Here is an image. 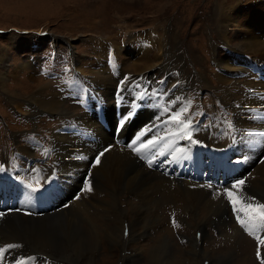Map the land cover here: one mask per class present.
Here are the masks:
<instances>
[{
  "label": "rangeland",
  "instance_id": "rangeland-1",
  "mask_svg": "<svg viewBox=\"0 0 264 264\" xmlns=\"http://www.w3.org/2000/svg\"><path fill=\"white\" fill-rule=\"evenodd\" d=\"M217 6L228 10V15L238 14L243 24H255L264 47V0H0V171H6L0 173V195L12 199L10 208L7 199L0 201V236L6 240L0 248L16 245L4 252L0 264H8L9 257L22 253L20 259H32L17 264H43L50 259L53 264H261L256 241L254 245L243 233L230 202L227 206L225 189L232 185L233 178L243 174L244 184L236 183L228 191L238 205L264 204V172L255 171L264 162V151L255 154L256 166L247 169L240 165L246 153H241L239 160L228 159L227 153L214 152L212 145L225 149L223 146L232 141L236 129L232 107L239 104L237 96L247 91L250 77L264 78V53L235 55L241 35L235 25L229 27L228 38L221 35L220 25L230 20L218 16ZM136 43L144 44L153 65L134 72L128 47ZM156 54L159 59L154 62ZM222 60L238 70L225 68ZM105 65L111 80L100 75L105 73L98 74ZM227 70L232 78L226 76ZM54 92L56 102L61 101L68 113L48 111L44 106ZM34 96L39 101L33 100ZM109 109L110 117L106 113ZM79 111L95 116L110 137L92 152L91 164L115 147L130 152L141 166L158 173L159 184L151 183L155 192L145 203L120 192L119 187L114 188L119 192L114 195L109 187L100 191L98 200L85 196L83 205H76V193L68 203L59 205L64 192H57L65 187L64 182L58 176L51 181L47 179L52 175L45 176L56 158L52 137L62 127L71 129L76 138L80 135L87 139L86 129L77 128ZM161 112L171 116L164 118ZM177 113L178 119H171ZM189 121L190 126L185 128ZM167 122L163 136L152 139L151 146L148 134ZM125 125H131V135L134 130L141 132L134 146L130 134L122 135ZM197 137L211 147L203 142L192 144ZM138 140H144V145L138 146ZM235 147H228V151ZM222 154L227 157L219 156ZM142 155L145 160L139 157ZM227 161L239 164L229 166ZM87 174L75 180L80 188L73 189V194L82 193ZM20 179L40 193L29 192L26 183L16 181ZM219 196L222 202L216 199ZM39 199L41 205H37ZM139 205L145 212H136ZM257 206L247 212L239 205L241 216L255 219L261 211ZM36 207L39 212H35ZM49 218L58 220L55 234L63 251H53L46 240L32 233L30 223H37L48 233ZM173 218L178 226L173 225ZM19 219L24 220L23 226L15 224ZM255 221L261 223L260 216ZM76 224L87 239L99 240V248L86 247L89 249L84 251L83 262L74 256L60 257L70 250L67 238L75 232ZM114 226L120 229L119 234ZM110 228L113 232L108 239ZM197 230L201 231L199 236ZM83 243L80 239L73 241L71 248L75 245L84 249ZM261 250L264 253V245Z\"/></svg>",
  "mask_w": 264,
  "mask_h": 264
},
{
  "label": "bare ground",
  "instance_id": "bare-ground-1",
  "mask_svg": "<svg viewBox=\"0 0 264 264\" xmlns=\"http://www.w3.org/2000/svg\"><path fill=\"white\" fill-rule=\"evenodd\" d=\"M217 7L218 8L216 9V11H217L218 16L225 17V19H228L229 18V20L232 21L231 24H229L230 21H228V24L226 23V24H221L220 25V30L222 31V34L221 35H223L224 38H228L227 35L229 33V27L231 25L232 26L235 25L236 28H237V32H239L240 35H241V44H240V46H238L237 48H235V50H234L235 55L236 54H239L241 57H244V55H241V54H243L241 52H244V53L248 52L246 54H251V55H254V56H262L260 54L264 53L262 51V50H264V47L262 46L261 41H260L259 34L257 33L258 32V27L255 24H253V23H248V24H245L244 23L243 24V22L242 23L239 22L240 17H238V14L236 16L228 15V12H229L228 10H226V11H228V12H226V11H224L222 9V6H217ZM225 42H226V40H225ZM144 48H145L144 44H140V43H136L134 45L131 44L128 47V49H129L128 50L129 51V55L132 54V57L134 58V61H133L134 64H132L130 66V68L134 72L141 71L142 69H147L149 66L152 67V65H153V63L152 64H149L152 60L150 58V55L148 53H146L147 51H145ZM158 59H159V56H158V54H156L155 57H154V62H156V60H158ZM0 61H1V59H0ZM238 62L239 61H235L234 64H237ZM252 62H254V60H252ZM73 63H75L74 64L75 66L78 65V62H73ZM222 63L224 64V67L225 68L226 67L227 68L231 67L232 68L231 70H238V68L236 67V65H232L233 63H230L228 61H223V60H222ZM25 67L26 66H24L23 69H25ZM106 68H107L106 65L105 66H102V69H101L102 72H99L98 74L105 73V74H100V75L108 78L109 80H111V78L107 75V69ZM225 74L229 78H232L233 77L232 73H230V70H227V72H225ZM98 77H100V76H98ZM254 77H255V75L252 76V79L250 77L249 82H248V89H247V91L242 92L240 95L237 96V98L235 97L237 99V101L239 102V104H236L237 107H235V104L232 107V110L235 113V121H236V129H235V132H234V136H232V141L230 143H228V145H224L223 146L225 149L221 148V146L219 144L212 145L213 147H215L214 149H216V151H214V152H217V153L225 152V153L228 154V159L233 158V159L239 160V158H242L243 157V155L241 153H246V160L240 161V163H241L240 165L243 164L247 169H249L250 167H254V165L256 164L257 161L254 162V159H255L254 156H255V154L258 153V151H260L261 149L262 150L260 151V153L262 151H264L263 150L264 149V82H262L264 80V78L260 79L257 76L255 78ZM223 80L224 81H229V79H227V78H225ZM179 86H181V85H179ZM40 89H43V87L41 86ZM241 89H242V87H241ZM32 98H34L33 100H35V101H39V99L37 97H35V96L32 97ZM56 101H57V98H56V95H55V92H54L52 94V99L47 98L46 101H45L46 104H44V106H47L48 111L50 110V111H56V112H60V113H68V111H67L68 108H66L64 106V104L62 105L61 104V101H59V103L56 102ZM56 103H58V105ZM44 106H42V107L44 108ZM239 106H245V107L244 108H240ZM125 107L126 106H124L123 109ZM110 111L112 112V110H110V109L106 112L108 117H110V115L112 114ZM254 112H256V114H253ZM82 113L80 111L76 113V115H77V117H76V119H77L76 122L77 123L76 124H77V128L78 129L79 128H85L86 131L89 133V136H88L87 139L86 138L85 139L82 138L80 135H77L78 137L76 138L75 136H73L74 134L71 135V133H72L70 131L71 129L69 130L67 128V129L63 130L62 127L60 129H58L53 134V137H52L53 140H52L51 143L55 145V147H53V148H54V155H55L56 158H54V161H52V165L49 168V170L46 171L45 176L48 177L49 175H52L50 179H47L48 181L53 180V176H58V179H61L64 182L65 187H62V189L57 192V194H58V193H60V192L63 191L64 194H65V195L62 194L63 195V199H61L59 201V203H60L59 205L63 204L64 202H67L68 203L69 198H71V196L75 195L76 193H77L78 198L76 197L77 199L75 198L76 200H73V203H75L76 205H83L85 196L87 198H89V199L98 200L99 195H100V191L105 190V189H107L109 187L112 188V191L111 192L114 191V195H116L117 193H119L117 190H114V188L115 187H119V188H121L120 189V192L122 190L124 193H128L129 194L128 196L135 197L139 201L145 203L147 197L151 196V194L153 196V193L155 192L153 190L154 189L153 187L155 185H158L159 184V183H156L157 177L155 176V174L157 175L158 173L157 172L150 171V169H148L147 166H141L140 163L137 162L133 157H130V155H129L130 152L127 153V151H125L124 149L120 152V151L117 150V148L114 147L115 145L113 146L114 148L111 147V149L107 150L102 155L104 157L99 159V163L96 162V163L91 164L90 163V160H91L92 152L95 151V148L97 146H100V144H102L101 141L103 139L110 140L109 139L110 137H109V134H107L106 132H104L102 130V128L97 124L96 119H95V116L92 117V116H90V114L85 115V114H82ZM122 113H124V112H122ZM161 115H163L162 117H164V118L171 116V115L169 116L166 113H162ZM251 119L253 120V122H250ZM133 121H135V120H133ZM151 122L152 121H150V123ZM169 123H170V121H169ZM169 123L167 122L166 124H163L164 127L159 128L160 130L157 129L153 133L151 132V134L149 133L147 137L150 140H152V139L158 138V136H163V129ZM143 124H144V121H143V123H141V125H143ZM129 127L127 128V125H125V128H124V130L122 132V135H128V136H129V134L131 135V132H130L131 129H129ZM140 133L141 132H137L135 130L133 131V134L130 137L131 138V141L133 143V146L135 145V141H137V138L140 135ZM154 134H156V136H154ZM144 140H141V141L138 140V143H137L138 146H143L144 145V143H143ZM195 142H197L199 144H202V142H203V145L204 146L211 147V145L207 144L206 143V140L202 139L201 137H197L193 142L191 141L192 144H194ZM165 144H166L165 142L162 143L161 146L159 148H157V149L160 151L161 149H163V147L165 146ZM244 144H246V145L244 146ZM235 145H236V147L234 149H232L231 152H229L228 151V147L235 146ZM151 146H152V144H151ZM156 155H157V153H156ZM160 155H162V154H160ZM260 155L261 154H259V156ZM259 156H258V158H260ZM183 163L184 162H179V164H183ZM164 164H165V162H164ZM227 170L228 171H232V173L233 172L236 173L235 170H231V169H227ZM86 171H88V174L86 173ZM237 171H240L241 172L240 168ZM255 171L256 172H264V162L260 165V167L259 166H256L255 167ZM3 172H6V171H4L3 168H2L1 171H0V173L3 174ZM2 174H0V182H3V175ZM86 174H87V176H86V182L91 185V189L92 190L91 191H88L87 188H86V185H84L83 187H81V188H83V191H82V193H79L80 195H78V192H75L73 194V192H71L73 189L74 190H77V189L80 188V187H78V184L75 183V180L76 179H83V177ZM178 180H181V179H178ZM16 181L17 182L20 181L21 183L25 184V182L21 181V179L20 180H16ZM152 182H154V186L151 185ZM232 185H227V188L233 189L232 188ZM25 186H27V189H29V192H30V190H32L31 192L34 191V192L40 193V191L39 192L36 191L34 188L30 187L28 184H25ZM213 188H216L218 190V187H213ZM228 190L225 189L226 192H229L230 191V190L229 191ZM168 191L170 192V190H168ZM233 198H234V196H233ZM6 199L8 200V202H7V208H10L12 206V199H11V197L9 196V198L8 197L7 198L6 197L4 198V197H2V195H0V201L1 202H5ZM216 199H219L220 201L223 200V198H221V196L217 197ZM150 200H151V198H150ZM213 200H214V198H213ZM36 201H37V205H41V200L40 199L39 200H36ZM163 201H165V200H163ZM236 202H238V201H236ZM158 203H160V202H158ZM99 204H101V203H99ZM239 204H240V202H239ZM48 205H49V207H51L50 204H48ZM215 205L216 204H214V206ZM23 206H25V205H23ZM227 206H228V202H227ZM0 207H3V205L0 204ZM37 208L38 207L35 208L36 209L35 212H39L37 210ZM222 208L223 207L221 205L220 206V209L222 210ZM228 208H229V206H228ZM136 212H140V213L141 212L142 213L145 212L144 207L142 205H139V207L137 208V211ZM216 214H218V213H216ZM210 215H211V213H210ZM223 216H225V215H223ZM238 216L241 219L246 220V221L249 220V217H250V216L244 215V214H243V216H241V215H238ZM254 217H256V216H254ZM226 218H229V217H226ZM49 219L51 220V222L50 223L48 222L46 224L47 226H49L48 233L45 232L44 229L41 226H39L37 223H34L35 225L32 224V223H30L31 224V227H33V230L31 229L33 231L32 233L34 235L38 236L40 239L46 240L49 243L50 248L53 251H63V250H60L59 249L60 246H61V243L59 241L58 234L57 235L55 234V232L56 233L58 232L56 230V228L58 229V220H55V218H49ZM262 223H264V222L261 221L260 224H262ZM10 224H12V222ZM15 224L17 226H18V224H19V226H23L24 225V220L19 219ZM74 227H76L75 232L71 236H68V238H67L68 244L70 246V250L68 249V253L67 254H62L60 257L65 259L68 256H72V257L74 256L75 257L74 258L75 260L81 259L82 262H83V259L86 256V254L84 255V251H86V249H89V248H94V249L95 248H99L98 247L99 240H98L97 237H95V240H93V239H87V237L85 236V234L82 233L83 231L82 230H78L79 225L76 224ZM59 228H61V227H59ZM91 228H93V227H91ZM54 229H55V231H54ZM113 230H115L114 232L116 234H119L120 233V229L118 228V226H114L113 227ZM241 230L243 231V233L246 232L243 229H241ZM250 230L252 231V235L253 236H258V235H261V234L264 233L263 227H258L256 229H249V231ZM112 232L113 231L110 228V231H109V234H108V239L112 236ZM236 232H237V234H239V236L242 235L240 233V231L236 230ZM257 232H259L261 234H258ZM96 233H98V232H96ZM54 234L56 235V237H54ZM244 234L246 236H248L250 239H252L253 242H254V239H253V237H251L250 234H247V233H244ZM104 235H106V234H104ZM133 235H134V233H133ZM205 235H206V233H205ZM1 237L2 236H0V244H1V242H5L6 241V240L1 239ZM78 239H80L82 242H84L82 244V246L84 247V249H82L80 247H76L75 245L71 248L72 242L73 241H76ZM116 239H115V241H116ZM254 245H255V242H254ZM173 246H175V245H173ZM86 247H89V248H86ZM255 251H257V247H256ZM22 255H23V253H22ZM22 255H15V254H13L12 257H9L8 258V259H10L9 262H8V264H17L16 261L21 260L22 262H24L27 259H29V260L32 259L30 257L29 258H26L25 257V259H20V256H22ZM260 255H261V258L264 259V253L262 252L261 247H260ZM90 258L91 257L89 256V260H90ZM66 259H68V258H66ZM44 261H46V260H44ZM52 261L50 259V261L47 260L46 262H43V264H53ZM57 264H65V263H63V262H57ZM83 264H85V261L83 262Z\"/></svg>",
  "mask_w": 264,
  "mask_h": 264
},
{
  "label": "snow or ice",
  "instance_id": "snow-or-ice-1",
  "mask_svg": "<svg viewBox=\"0 0 264 264\" xmlns=\"http://www.w3.org/2000/svg\"><path fill=\"white\" fill-rule=\"evenodd\" d=\"M178 117H179V113H177L175 116H172L171 119L176 120V119H178ZM128 118H129V117H125V119H128ZM190 124H191V121H189L187 124H185L184 127L187 128V127L190 126ZM188 138L191 140V135H189ZM148 143L151 144V143H153V141L149 140ZM46 151H47V150H46ZM134 151H139V149H134ZM100 155H103V153H101ZM96 162L99 163V156L96 158ZM148 163H149V166L152 165V161H151V160H149ZM238 183H239L240 185H243V184H244V181H243V180H240ZM233 187H236V185H233ZM86 188H87L88 191H91V190H92V189H91V185H90L89 183H87V182H86ZM227 195H228V197L230 198L231 202L233 203L234 211H235V210H236V209H235L236 200L233 199V193L228 192ZM246 207L251 209V208H253L254 206H253L252 204H247ZM257 207H258L259 209H261V211H260V213H259V216H260V218H261V221L264 222V204H260V205H258ZM237 219H238V222L241 223V226H242V227H245L246 229H256V228H258V227H264V223H262V224L252 223V220H253L254 218L251 217V216L249 217V220H247V221L241 219L239 216H237ZM173 225H174V226H178V225L176 224V220H175V218H173ZM125 234H127V232H126ZM249 234H252V231H251V230L249 231ZM256 238H257L259 244L264 245V239H260L258 236H257ZM13 247H16V245H8V246H7V249H11V248H13ZM7 249L0 248V257H3V254H4V252H5ZM257 257L260 258L259 248H258V250H257ZM261 264H264V259H261Z\"/></svg>",
  "mask_w": 264,
  "mask_h": 264
},
{
  "label": "flooded vegetation",
  "instance_id": "flooded-vegetation-1",
  "mask_svg": "<svg viewBox=\"0 0 264 264\" xmlns=\"http://www.w3.org/2000/svg\"><path fill=\"white\" fill-rule=\"evenodd\" d=\"M204 260H206V259H204ZM204 260H203V261H204Z\"/></svg>",
  "mask_w": 264,
  "mask_h": 264
}]
</instances>
